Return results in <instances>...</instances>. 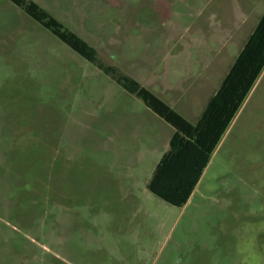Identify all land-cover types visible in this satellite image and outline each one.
I'll return each instance as SVG.
<instances>
[{
	"label": "rangeland",
	"instance_id": "obj_1",
	"mask_svg": "<svg viewBox=\"0 0 264 264\" xmlns=\"http://www.w3.org/2000/svg\"><path fill=\"white\" fill-rule=\"evenodd\" d=\"M190 122L264 0H33ZM173 129L0 0V264H264V70L182 207Z\"/></svg>",
	"mask_w": 264,
	"mask_h": 264
},
{
	"label": "trees",
	"instance_id": "obj_2",
	"mask_svg": "<svg viewBox=\"0 0 264 264\" xmlns=\"http://www.w3.org/2000/svg\"><path fill=\"white\" fill-rule=\"evenodd\" d=\"M8 1L62 45L140 99L173 129L168 148L158 160L146 188L171 206H184L264 70V11L199 117L190 122L138 81L116 67L102 64L92 46L33 0Z\"/></svg>",
	"mask_w": 264,
	"mask_h": 264
}]
</instances>
